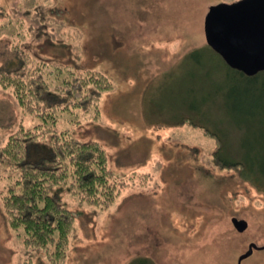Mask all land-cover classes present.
I'll use <instances>...</instances> for the list:
<instances>
[{
    "label": "rangeland",
    "instance_id": "rangeland-1",
    "mask_svg": "<svg viewBox=\"0 0 264 264\" xmlns=\"http://www.w3.org/2000/svg\"><path fill=\"white\" fill-rule=\"evenodd\" d=\"M236 1L0 0V65L18 54L45 63L49 81L106 76L99 104L62 111L56 126L101 143L118 178L136 174L105 208L62 192L76 215L63 258L26 247L0 199V264H238L264 245V76L230 68L204 33L209 7ZM11 91L0 86V113L15 114L0 146L43 123ZM241 264H264V250Z\"/></svg>",
    "mask_w": 264,
    "mask_h": 264
},
{
    "label": "trees",
    "instance_id": "trees-1",
    "mask_svg": "<svg viewBox=\"0 0 264 264\" xmlns=\"http://www.w3.org/2000/svg\"><path fill=\"white\" fill-rule=\"evenodd\" d=\"M14 51L16 54L18 47ZM11 54L15 55L12 48ZM15 56L3 59L0 86L11 89L23 111L39 116L43 123L34 128L21 126L0 146V199L9 227L23 234L26 247L47 252L50 259L63 258L76 215L63 204L62 192L67 190L88 205L105 208L136 176L115 177L101 143L83 141L72 129L58 130L56 126L62 111L72 114L75 109L98 105L100 91L111 85L106 76L86 69L82 76L70 72L71 81L50 72L54 80L49 81L52 78L46 76L45 63L30 69L27 60L18 64ZM56 66L62 72L66 68ZM237 72L253 81L264 76V71L254 76ZM4 112L0 113V128L13 125V109L5 106ZM205 133L219 141L217 134ZM220 163L230 169L242 166Z\"/></svg>",
    "mask_w": 264,
    "mask_h": 264
},
{
    "label": "water",
    "instance_id": "water-1",
    "mask_svg": "<svg viewBox=\"0 0 264 264\" xmlns=\"http://www.w3.org/2000/svg\"><path fill=\"white\" fill-rule=\"evenodd\" d=\"M207 44L226 64L246 76L264 71V0H238L209 7L204 20ZM237 231L248 227L245 220L232 219ZM255 250H264L256 243L238 259V264Z\"/></svg>",
    "mask_w": 264,
    "mask_h": 264
},
{
    "label": "crops",
    "instance_id": "crops-1",
    "mask_svg": "<svg viewBox=\"0 0 264 264\" xmlns=\"http://www.w3.org/2000/svg\"><path fill=\"white\" fill-rule=\"evenodd\" d=\"M111 170H112V169H111ZM112 172H113V171H112ZM113 174H114L115 177L118 178V176H116V174H115L114 172H113ZM132 175H136V174H135V171H133ZM141 175H145V176H147L148 174H147V175H146V173H144V174H139V176H141ZM130 176H131V175H130ZM119 177H124V178H125V177H127V176H119Z\"/></svg>",
    "mask_w": 264,
    "mask_h": 264
}]
</instances>
